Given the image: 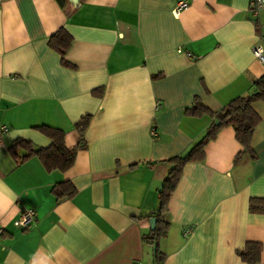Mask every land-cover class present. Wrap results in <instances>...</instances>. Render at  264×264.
<instances>
[{
	"label": "crops",
	"instance_id": "crops-1",
	"mask_svg": "<svg viewBox=\"0 0 264 264\" xmlns=\"http://www.w3.org/2000/svg\"><path fill=\"white\" fill-rule=\"evenodd\" d=\"M249 3L0 1V124L8 128L0 133V264H154L156 246L163 264H247L238 251L249 242L260 244L256 264H264V210L249 209L264 198V100L253 104L255 158L234 164L242 147L231 126L221 128L204 159L183 168L167 234L156 245L144 240L166 161L213 121L186 113L195 98L215 114L264 76L251 52L264 11L254 17ZM59 28L72 38L65 57L74 67L48 46ZM85 115V146L66 171H47L36 156L15 161L16 139L50 144L39 126L62 130L75 148ZM64 181L76 192L57 200L52 188ZM23 208L36 213L27 227L17 224Z\"/></svg>",
	"mask_w": 264,
	"mask_h": 264
},
{
	"label": "trees",
	"instance_id": "trees-1",
	"mask_svg": "<svg viewBox=\"0 0 264 264\" xmlns=\"http://www.w3.org/2000/svg\"><path fill=\"white\" fill-rule=\"evenodd\" d=\"M56 2L61 8H65L67 4H70L74 8L79 5V2L78 5H73L69 0H56ZM71 42L72 38L64 28H59L48 39V46L59 53L61 64L65 67H74L65 57L71 46ZM95 92L101 93V90L96 89ZM262 100H264V76L257 78L253 82V90L250 94L235 97L215 114L206 109L198 98H195L192 106L186 113L192 116L208 114L213 117V121L199 142L195 143L184 154L172 157L166 161L170 167L158 193V205L151 212L155 219V227L149 234L144 236L146 243L156 245L157 241L167 234L170 227V222L167 219L169 201L171 193L181 178L183 168L189 163L201 162L204 159L205 145L215 137L221 128L231 126L234 129L236 140L242 147L233 159L234 164H237L243 156H247L249 159L255 158L251 142L255 128L260 122V117L254 110L253 104ZM89 121L90 116L85 115L77 122L76 127L79 133V142L75 148L68 149L65 146L64 132L62 130L48 126H39L36 127L37 130L51 141L48 146L35 147L30 141L16 139L11 147V153L17 163L36 156L47 171L59 170L64 172L73 164L77 150L85 146L83 133L89 125ZM17 148L22 149L24 153L18 155L15 151ZM52 192L55 194L57 200H60L64 197L73 196L76 190L71 182L64 181L56 184L52 188ZM249 209L251 211L264 210V198H252L249 203ZM260 249V244L249 242L243 250L238 251V255L247 264H256L259 260ZM153 258L154 264H163L164 262V255L159 252L157 246L154 250Z\"/></svg>",
	"mask_w": 264,
	"mask_h": 264
},
{
	"label": "built area",
	"instance_id": "built-area-1",
	"mask_svg": "<svg viewBox=\"0 0 264 264\" xmlns=\"http://www.w3.org/2000/svg\"><path fill=\"white\" fill-rule=\"evenodd\" d=\"M185 5V2H180L178 6L175 7L173 12L176 14L180 8L185 7ZM249 9L254 17L258 16L260 12L264 11V0H250ZM251 52L257 60L264 64V23L258 24V41L251 46ZM7 131V126L0 124V133H5ZM151 134L154 136L155 130H151ZM35 217L36 213L32 208H23L18 216L17 224L21 227H27L34 221ZM190 232V228L184 230V234H188ZM1 233L2 230L0 229V235ZM134 264H141V262L137 261Z\"/></svg>",
	"mask_w": 264,
	"mask_h": 264
},
{
	"label": "water",
	"instance_id": "water-1",
	"mask_svg": "<svg viewBox=\"0 0 264 264\" xmlns=\"http://www.w3.org/2000/svg\"><path fill=\"white\" fill-rule=\"evenodd\" d=\"M71 2V4L73 5H78L79 0H69ZM150 224H151V228H154V223H155V219L154 218H150Z\"/></svg>",
	"mask_w": 264,
	"mask_h": 264
}]
</instances>
